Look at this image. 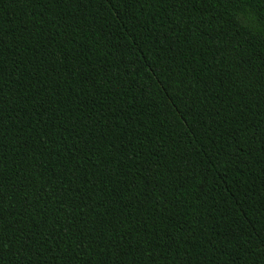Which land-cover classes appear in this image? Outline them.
<instances>
[{"label": "trees", "instance_id": "obj_1", "mask_svg": "<svg viewBox=\"0 0 264 264\" xmlns=\"http://www.w3.org/2000/svg\"><path fill=\"white\" fill-rule=\"evenodd\" d=\"M249 11L0 0V264H264Z\"/></svg>", "mask_w": 264, "mask_h": 264}, {"label": "snow or ice", "instance_id": "obj_2", "mask_svg": "<svg viewBox=\"0 0 264 264\" xmlns=\"http://www.w3.org/2000/svg\"><path fill=\"white\" fill-rule=\"evenodd\" d=\"M104 2H105V7H107V4L111 3V0H104ZM180 2L183 3L184 0H180ZM192 2L195 3V0H192ZM222 3L225 4V5L231 4V5L235 6V4L238 3V0H222ZM254 19H255L256 23H258L259 25L264 26V14H262L259 17H255V14L253 12H251V11H249L246 14H242L240 16L239 23L241 25H247V24L252 23ZM177 24L179 25L180 21H177ZM237 71L243 73V70L239 66L237 67ZM260 86L262 88H264V78H262ZM259 138H260L261 143H264V128H262L260 130ZM0 181H2V177H0ZM102 225H103V221L101 220L100 224H98L97 227H101ZM136 231L139 232L140 229L137 228Z\"/></svg>", "mask_w": 264, "mask_h": 264}]
</instances>
